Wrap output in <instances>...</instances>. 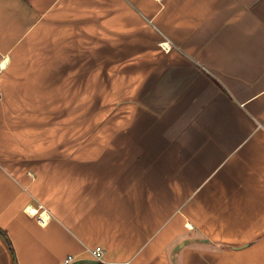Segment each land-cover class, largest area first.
<instances>
[{"label": "crops", "instance_id": "crops-1", "mask_svg": "<svg viewBox=\"0 0 264 264\" xmlns=\"http://www.w3.org/2000/svg\"><path fill=\"white\" fill-rule=\"evenodd\" d=\"M0 64V264H264V0H0Z\"/></svg>", "mask_w": 264, "mask_h": 264}, {"label": "rangeland", "instance_id": "rangeland-1", "mask_svg": "<svg viewBox=\"0 0 264 264\" xmlns=\"http://www.w3.org/2000/svg\"><path fill=\"white\" fill-rule=\"evenodd\" d=\"M93 46V45H92ZM91 44H90V48H92ZM79 52V51H78ZM96 53V51H94ZM127 52V51H126ZM74 54H76V51H74ZM92 52L91 50H89V60L90 62L93 61V56H92ZM121 56H122V59L124 56V52L121 51ZM95 59V58H94ZM95 64H96V61H95ZM93 65V66H89V71H90V74H89V79L87 82H79L80 85L83 84V88L85 89V91H87L90 95H92L94 98V100L96 101V97H100V96H104L105 98V105L106 107H108L111 111V107H112V82L111 81H106V82H100L98 80V77L100 74H102L103 72H107L109 69L112 70L113 67H108V66H97L96 65ZM80 67L77 65V66H74V76L76 75L75 73H79V69ZM74 94H80L81 91L79 90L80 89V85L74 81ZM74 116H76L74 114ZM79 117V115H78ZM76 117H74L73 119L75 120ZM72 133H80V129L78 130H75L73 129L72 130ZM89 136H95V131L93 130H90V134Z\"/></svg>", "mask_w": 264, "mask_h": 264}, {"label": "built area", "instance_id": "built-area-1", "mask_svg": "<svg viewBox=\"0 0 264 264\" xmlns=\"http://www.w3.org/2000/svg\"><path fill=\"white\" fill-rule=\"evenodd\" d=\"M2 98V90L0 88V100ZM41 223H45V221L43 220V218H40ZM92 256L94 257L95 260L97 261H102V257H103V249L102 248H96L93 251H91ZM74 260L73 257H68L65 260V264H70L72 263V261ZM112 264H131V262H122V263H112Z\"/></svg>", "mask_w": 264, "mask_h": 264}, {"label": "clouds", "instance_id": "clouds-1", "mask_svg": "<svg viewBox=\"0 0 264 264\" xmlns=\"http://www.w3.org/2000/svg\"><path fill=\"white\" fill-rule=\"evenodd\" d=\"M4 67V64H0V68H3Z\"/></svg>", "mask_w": 264, "mask_h": 264}, {"label": "bare ground", "instance_id": "bare-ground-1", "mask_svg": "<svg viewBox=\"0 0 264 264\" xmlns=\"http://www.w3.org/2000/svg\"><path fill=\"white\" fill-rule=\"evenodd\" d=\"M31 211V210H30ZM31 213H35L34 211H31Z\"/></svg>", "mask_w": 264, "mask_h": 264}]
</instances>
